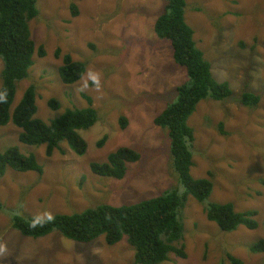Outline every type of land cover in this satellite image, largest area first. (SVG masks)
Listing matches in <instances>:
<instances>
[{"label":"rangeland","instance_id":"1","mask_svg":"<svg viewBox=\"0 0 264 264\" xmlns=\"http://www.w3.org/2000/svg\"><path fill=\"white\" fill-rule=\"evenodd\" d=\"M79 14L72 15L71 4ZM166 0H38L39 14L30 22L36 43L29 76L18 83L15 104L30 84L36 85V116L51 123L67 108H84L93 98L98 121L81 130L88 146L77 154L64 141L53 155L46 145L20 141L12 121L0 125V151L17 146L34 154L43 172L7 168L0 176V264H137L135 250L124 237L110 245L104 236L82 243L55 231L44 237L24 236L12 226L11 214L47 216L83 211L101 203L131 204L156 196L178 183L171 164L168 131L154 118L178 98L176 87L188 79L173 58L169 40L155 32ZM186 20L212 65L214 77L230 83L234 93L224 100L200 101L189 118L195 129L194 177L214 184L211 202H231L238 211L256 209L258 227L245 225L224 231L206 215L205 205L189 196L184 209L187 255L171 253L160 264H232L228 254L244 264H263L264 251L251 246L264 238V0H187ZM43 46L46 54L37 49ZM60 50V55L57 51ZM87 63L100 74L101 87L80 91L81 79L63 82V55ZM4 68L0 57L1 73ZM84 73V75H85ZM83 75V76H84ZM82 76V77H83ZM81 77V78H82ZM244 91L260 96L256 105L242 104ZM55 98L58 109L49 105ZM126 117V127L120 117ZM223 123V127H220ZM107 136L103 145L99 144ZM121 146L138 150L124 178L91 170Z\"/></svg>","mask_w":264,"mask_h":264},{"label":"trees","instance_id":"2","mask_svg":"<svg viewBox=\"0 0 264 264\" xmlns=\"http://www.w3.org/2000/svg\"><path fill=\"white\" fill-rule=\"evenodd\" d=\"M186 6L187 0H166L154 25L157 36L170 41L175 62L185 69L188 76L185 82L176 87L177 100L168 104L154 118L157 125L168 131L171 164L178 183L156 196L131 204L101 203L79 212L56 213L51 215L52 220H46L35 228L32 222L39 215L25 216L11 211L12 226L24 236L39 238L57 231L68 239L82 243L104 236L110 245L125 237L135 250V263L160 264L169 260L171 253L181 257L187 255L182 240L186 231L184 209L189 196L202 202L207 217L224 231H234L241 225L250 229L258 227L256 209L238 211L231 202L209 201L214 188L212 180L194 177L191 172L196 136L189 118L201 100L209 97L224 100L231 97L234 91L229 82L214 77L210 61L197 45L194 28L186 20ZM71 9L73 16L79 14L76 3L71 4ZM39 12L38 0H0V57L4 61L0 91L7 94L6 102L0 103V125L12 121L21 129L20 141L31 145L45 144L48 156L53 155L64 141L81 155L86 152L88 144L80 131L89 129L99 119V112L93 106L90 95L83 94L88 101L87 107L67 108L51 123L36 116L38 107L34 84L27 87L22 98L13 106L18 83L29 76L34 64L36 43L29 22ZM37 52L40 56L46 54L43 46ZM57 55H60V50ZM86 67L85 61L75 60L66 53L59 68L60 76L67 84L77 82L84 75ZM259 100L260 96L252 91H244L241 96L242 104L247 106L256 105ZM49 105L58 109L60 102L51 98ZM127 123L126 117H120L122 127H126ZM220 127H223V123H220ZM106 139L105 135L99 144L103 145ZM140 158L138 150L121 146L111 152L106 161H94L90 166L96 174L121 179L127 174L128 163ZM8 167L23 172H43L37 157L22 153L17 146L0 151V176L5 175ZM0 209H6L1 200ZM251 251H264V238L254 243ZM228 259L232 264H244L232 254H228Z\"/></svg>","mask_w":264,"mask_h":264},{"label":"clouds","instance_id":"3","mask_svg":"<svg viewBox=\"0 0 264 264\" xmlns=\"http://www.w3.org/2000/svg\"><path fill=\"white\" fill-rule=\"evenodd\" d=\"M90 86H95L97 89L101 87V77L100 74L93 70H88L85 75L81 78L80 91L88 89ZM7 94L6 92L0 91V103L6 102ZM53 217L48 214L45 216H37L33 219L32 227H37L38 225L44 223L46 220L50 221ZM5 250L4 245H0V252Z\"/></svg>","mask_w":264,"mask_h":264}]
</instances>
